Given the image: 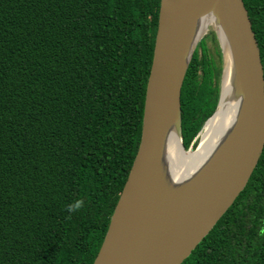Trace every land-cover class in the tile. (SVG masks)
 <instances>
[{
  "label": "trees",
  "instance_id": "16d2710c",
  "mask_svg": "<svg viewBox=\"0 0 264 264\" xmlns=\"http://www.w3.org/2000/svg\"><path fill=\"white\" fill-rule=\"evenodd\" d=\"M160 0H0V264H91L138 148ZM264 75V0H243ZM210 25L180 92L184 148L212 114ZM84 207L75 213L67 205ZM180 264H264V147Z\"/></svg>",
  "mask_w": 264,
  "mask_h": 264
},
{
  "label": "water",
  "instance_id": "95a60500",
  "mask_svg": "<svg viewBox=\"0 0 264 264\" xmlns=\"http://www.w3.org/2000/svg\"><path fill=\"white\" fill-rule=\"evenodd\" d=\"M205 17L209 21L201 31ZM210 25L222 71L219 97L207 120L222 98L227 61L234 118L208 159L174 182L165 170L167 149L156 159V144L171 125L184 148L181 86ZM263 147V66L243 0H160L138 148L91 264H180L245 187Z\"/></svg>",
  "mask_w": 264,
  "mask_h": 264
},
{
  "label": "bare ground",
  "instance_id": "6f19581e",
  "mask_svg": "<svg viewBox=\"0 0 264 264\" xmlns=\"http://www.w3.org/2000/svg\"><path fill=\"white\" fill-rule=\"evenodd\" d=\"M208 21L209 18L205 17L200 23L201 31L205 30ZM229 69L227 61L223 70L222 98L215 114L205 123L195 148L184 149L171 125L164 129L157 140L155 157L157 159L161 150L167 149L165 170L174 182H180L194 173L208 159L233 122L235 100L230 96Z\"/></svg>",
  "mask_w": 264,
  "mask_h": 264
},
{
  "label": "clouds",
  "instance_id": "9594fccd",
  "mask_svg": "<svg viewBox=\"0 0 264 264\" xmlns=\"http://www.w3.org/2000/svg\"><path fill=\"white\" fill-rule=\"evenodd\" d=\"M84 207V200L76 199L74 202L67 205V211L69 213H75Z\"/></svg>",
  "mask_w": 264,
  "mask_h": 264
},
{
  "label": "rangeland",
  "instance_id": "374dc122",
  "mask_svg": "<svg viewBox=\"0 0 264 264\" xmlns=\"http://www.w3.org/2000/svg\"><path fill=\"white\" fill-rule=\"evenodd\" d=\"M204 124H205V123H204ZM203 127H204V125H203ZM203 127H202V129L199 131V133H198V138H196V139H195V141H196L195 143H196V144H197V141H198V139H199V136H200V134H201V131L203 130ZM195 146H196V145H195ZM195 146H194V147H192L191 145H189V146H188V149L195 148Z\"/></svg>",
  "mask_w": 264,
  "mask_h": 264
}]
</instances>
